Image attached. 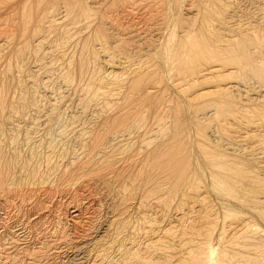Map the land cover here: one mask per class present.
Wrapping results in <instances>:
<instances>
[{
	"label": "rangeland",
	"instance_id": "374dc122",
	"mask_svg": "<svg viewBox=\"0 0 264 264\" xmlns=\"http://www.w3.org/2000/svg\"><path fill=\"white\" fill-rule=\"evenodd\" d=\"M8 6L0 264H264V0Z\"/></svg>",
	"mask_w": 264,
	"mask_h": 264
},
{
	"label": "bare ground",
	"instance_id": "6f19581e",
	"mask_svg": "<svg viewBox=\"0 0 264 264\" xmlns=\"http://www.w3.org/2000/svg\"><path fill=\"white\" fill-rule=\"evenodd\" d=\"M18 2V1H17ZM53 2V1H52ZM70 2H72V1H70ZM0 3H3V4H5L6 5V7H7V5H9L8 7H9V9H13L14 7H15V0H0ZM5 7V8H6ZM7 9V8H6ZM15 10V9H14ZM6 11V10H5ZM3 15V14H2ZM1 15V16H2ZM8 15H10V13L8 14ZM13 15V14H12ZM7 20V19H6ZM5 20V21H6ZM9 22V21H8ZM256 37V36H255ZM197 47V46H196ZM192 48H194V47H192ZM196 49V48H195ZM193 57H196V54H194L193 55ZM99 143V142H98ZM97 143V144H98ZM5 177V176H4ZM2 180V179H1ZM206 247V246H205ZM205 251V250H204ZM78 252V251H77ZM207 253H208V258L209 257H211V250L210 249H208V251H207ZM200 257V256H199ZM198 258V257H197ZM194 259V258H193ZM202 259V257L200 258V261H202L201 260ZM197 260V259H196ZM199 260V259H198ZM206 260V259H205ZM208 260H210V259H208ZM210 261H212V260H210ZM140 262V261H139ZM199 262V261H198ZM209 262V261H208ZM213 262V261H212ZM114 263V262H113ZM203 263V262H202ZM198 264V263H197ZM208 264V263H207Z\"/></svg>",
	"mask_w": 264,
	"mask_h": 264
}]
</instances>
